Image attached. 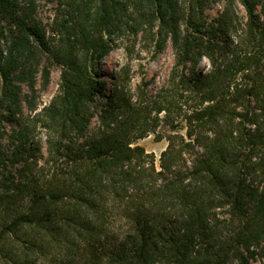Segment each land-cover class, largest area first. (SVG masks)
Returning a JSON list of instances; mask_svg holds the SVG:
<instances>
[{"label": "trees", "instance_id": "1", "mask_svg": "<svg viewBox=\"0 0 264 264\" xmlns=\"http://www.w3.org/2000/svg\"><path fill=\"white\" fill-rule=\"evenodd\" d=\"M218 1L58 0L47 31L31 20L34 0H0L12 154L33 157L40 135L46 149L40 166L26 158L15 180L0 177V264L264 260V0H238L245 22L236 0H224L206 22L203 10ZM126 33H141L155 53L170 42L166 86L141 106L119 73L91 129L94 64ZM39 53L61 65L60 90L22 121L12 80L32 90ZM182 92L187 138L169 135L156 166L137 140L153 130L150 112L169 114Z\"/></svg>", "mask_w": 264, "mask_h": 264}, {"label": "rangeland", "instance_id": "2", "mask_svg": "<svg viewBox=\"0 0 264 264\" xmlns=\"http://www.w3.org/2000/svg\"><path fill=\"white\" fill-rule=\"evenodd\" d=\"M57 4L58 0H34L31 20L48 31ZM223 4L224 0H219L213 3L211 7H206L203 10L206 22L209 23L217 17L222 10ZM235 8L240 20L245 22L246 14L238 0L235 1ZM173 62L174 53L169 41H167L161 51L155 53L153 43L141 36V33L136 37L129 33L122 35L112 45L111 50L105 56L97 59L94 64L96 72L94 78L99 81V89L89 103L91 109L95 112L90 128L96 129L99 126L97 114H99L101 105L108 94L112 92L113 84L119 73L124 76L122 84H124L128 96L132 100L139 102L141 106L150 108L157 92L166 86ZM200 67L205 70L208 68V60L206 58L202 59ZM123 70H125V73H123ZM61 71V65L55 63L50 55L39 53L34 73V88L32 90L29 89L24 81L12 80V83L19 87V105L18 111L13 115L14 118H19L22 121L27 120L44 106H47L60 90ZM1 93L2 91H0V150L5 161L0 166V177L13 178L15 180L17 172L26 161L27 156L25 153L12 154L15 142L12 138V132L17 129V124L16 119L10 121L3 118L4 114L8 113V107L7 101L3 99L4 97H2ZM26 97L28 101L25 100ZM186 98L183 92L176 95L174 108L169 114L164 112L156 114L152 110L148 115V125L153 130L138 139L137 143L143 146L147 152H151L154 155L156 166L159 163L160 152L167 145V137L169 135L177 134L185 139L187 138L185 136L184 114L190 103ZM41 136L36 137L37 140L41 138L39 151L34 152L33 157L27 158L39 166L43 164L46 155L44 140ZM197 150L200 151L199 147H197ZM184 155L190 158L189 154L186 153ZM251 264H264V260L256 256L251 259Z\"/></svg>", "mask_w": 264, "mask_h": 264}]
</instances>
